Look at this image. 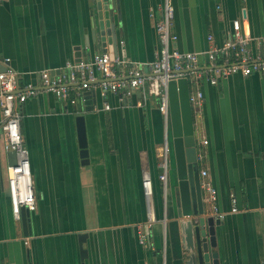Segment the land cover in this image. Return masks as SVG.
Segmentation results:
<instances>
[{
  "label": "crops",
  "instance_id": "0c3cea01",
  "mask_svg": "<svg viewBox=\"0 0 264 264\" xmlns=\"http://www.w3.org/2000/svg\"><path fill=\"white\" fill-rule=\"evenodd\" d=\"M112 1L114 60L119 64L112 63L109 80L128 85L131 69L141 77L152 75L159 48L155 26L166 0ZM170 1L175 37L170 49L200 54L187 80L192 96L203 94L201 109L190 102L197 155L202 158L199 171H206L218 209L225 213L215 227L219 263L264 264V73L232 75L210 85L207 77L212 73L204 56L227 39L237 20L251 56L262 57L264 0ZM109 39L105 34L100 41L96 0H0V74L13 68L20 85H37L43 70L68 73L67 64L76 65L77 52L82 64L95 55H111ZM148 89L149 81L121 88L128 93L120 99V92L106 93L95 83L74 105L40 92L19 107L35 196L32 234L23 236L10 205L5 174L9 163L0 139V264L179 262L184 252L173 202L168 110L166 116L159 112V99ZM87 91L89 105L83 97ZM77 116L84 117L87 165L80 163ZM144 172L152 186L148 201L142 189ZM163 173L165 181H160ZM231 198L236 200L235 213L230 212ZM148 208L154 217L150 225ZM204 209L210 215L206 203ZM82 233L88 235L83 260L78 243Z\"/></svg>",
  "mask_w": 264,
  "mask_h": 264
},
{
  "label": "built area",
  "instance_id": "2783aa9c",
  "mask_svg": "<svg viewBox=\"0 0 264 264\" xmlns=\"http://www.w3.org/2000/svg\"><path fill=\"white\" fill-rule=\"evenodd\" d=\"M173 17L174 9L171 1L166 0L163 15L155 26L159 48L157 58L152 65V75L141 77L136 69H131L128 85L125 82L109 80L113 72L112 63L119 64V61L117 59L111 61L106 53L95 55L87 63L80 62L76 65L68 63L67 67L70 70L68 73L54 74L49 70H43L38 73L37 85H20V74L11 67H7L0 74V139L5 152L15 153V163L7 166L5 174L7 195L17 220L19 207L24 206L28 211H32L35 207L28 153L20 131L19 107L40 92L51 93L57 99L67 100L69 104L74 105L83 91L91 88L95 83H99L100 89L106 93L120 92V99H123L128 92L120 91L121 88H138L149 81L148 92L158 97V110L166 116L168 110L167 82L188 78V73L197 67L200 55L193 52H180L176 48L170 49V42L175 40L171 32ZM204 56L209 62L208 71L212 73L207 77L210 85H217L218 81L232 75L248 77L254 73H264V50L262 57L253 58L251 56L247 48V39L242 35L237 20L232 21L227 39L219 46L213 45L204 53ZM97 74L100 77L99 82ZM202 99L201 91H197L194 96L190 94V102L199 108L202 105ZM104 109L108 110L109 105L105 104ZM200 109L195 110L194 113L199 114ZM201 159L199 155L198 160ZM161 166L165 170V163H161ZM206 177V171H201L200 187L203 192V202L208 205L209 214L221 221L225 213L219 211L216 190ZM159 180L165 181V173L159 176ZM142 189L148 201L152 195V186L147 172H144L142 176ZM230 212H237L235 198H231ZM147 215L148 225H150L154 222L150 208H148Z\"/></svg>",
  "mask_w": 264,
  "mask_h": 264
},
{
  "label": "water",
  "instance_id": "95a60500",
  "mask_svg": "<svg viewBox=\"0 0 264 264\" xmlns=\"http://www.w3.org/2000/svg\"><path fill=\"white\" fill-rule=\"evenodd\" d=\"M110 6V7H109ZM111 0H96L97 29L100 41L106 34L110 39V60L117 56L115 27L112 23L111 9L114 8ZM102 47L104 45L102 44ZM79 51V50H77ZM80 53L75 54L76 63H80ZM168 97V122L171 131V143L174 156V168L171 174L175 181L173 186V202L176 207V219L181 235L184 256L177 264H220L219 254L216 251L215 227L220 220L207 215L204 209L203 192L200 187V171L194 131V120L190 105V89L187 78L170 80L166 84ZM85 105L90 104L91 92L83 94ZM76 135L78 141L79 158L81 165L88 164L86 145V131L84 117H75ZM8 163H15V153L7 152ZM22 234L28 237L32 234L30 211L24 206L18 208ZM88 235H78L81 260L87 257L83 249Z\"/></svg>",
  "mask_w": 264,
  "mask_h": 264
}]
</instances>
